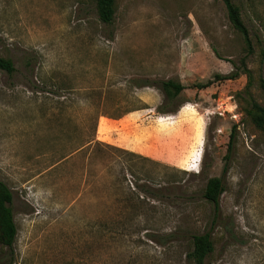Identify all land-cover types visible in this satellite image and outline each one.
<instances>
[{
    "label": "rangeland",
    "instance_id": "rangeland-1",
    "mask_svg": "<svg viewBox=\"0 0 264 264\" xmlns=\"http://www.w3.org/2000/svg\"><path fill=\"white\" fill-rule=\"evenodd\" d=\"M264 104V0H233ZM223 0H0V179L13 193L12 264H264V130ZM186 87L168 100L158 86ZM234 126V138L231 134ZM223 178L220 207L204 198ZM7 247L0 245V264Z\"/></svg>",
    "mask_w": 264,
    "mask_h": 264
},
{
    "label": "trees",
    "instance_id": "trees-1",
    "mask_svg": "<svg viewBox=\"0 0 264 264\" xmlns=\"http://www.w3.org/2000/svg\"><path fill=\"white\" fill-rule=\"evenodd\" d=\"M94 1L96 2V9L99 18L105 23H111L116 13L117 0ZM223 2L226 5L230 22L243 37L247 54L241 58L240 64L233 61L235 68L230 73H217L214 75L212 80H209L204 84H198L197 86L200 88H205L212 85L215 81L235 79L241 74H245L248 78L246 91L250 97L251 105V108L248 110V112L252 115L255 124L264 130V104L258 102L251 93V88L254 85V75L253 70L248 66L247 63L248 57L254 53V43L250 36L249 29L242 18L239 6L234 3L233 0H223ZM0 69L8 73H13L16 71V66L11 58L0 56ZM158 86L163 90L168 100L178 97L186 87L180 81H175L174 79L161 80ZM260 86L264 90V78L260 79ZM235 131L236 126L233 128L231 140L234 138ZM224 191L225 185L222 177L215 176L208 180L203 196L214 205L215 211L219 210L220 198ZM12 205V190L3 180L0 179V245L2 247H7V251H5L1 257V262L3 264H12L15 257L14 244L17 238L18 229L14 219ZM192 238L193 249L188 254V256L196 264H205L206 258L214 250V243L210 233L206 232L194 234Z\"/></svg>",
    "mask_w": 264,
    "mask_h": 264
}]
</instances>
